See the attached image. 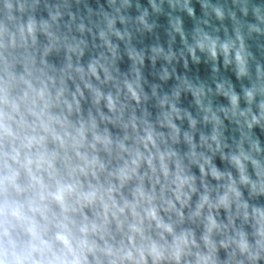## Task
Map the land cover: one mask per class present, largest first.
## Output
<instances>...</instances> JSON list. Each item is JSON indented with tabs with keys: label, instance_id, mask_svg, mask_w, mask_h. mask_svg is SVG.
I'll list each match as a JSON object with an SVG mask.
<instances>
[{
	"label": "clouds",
	"instance_id": "obj_1",
	"mask_svg": "<svg viewBox=\"0 0 264 264\" xmlns=\"http://www.w3.org/2000/svg\"><path fill=\"white\" fill-rule=\"evenodd\" d=\"M0 264H264V0H0Z\"/></svg>",
	"mask_w": 264,
	"mask_h": 264
}]
</instances>
